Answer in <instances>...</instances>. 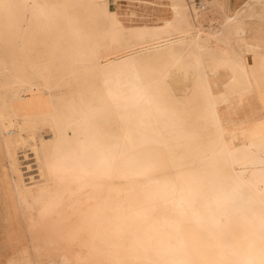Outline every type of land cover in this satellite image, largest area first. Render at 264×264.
<instances>
[{"label": "bare ground", "instance_id": "bare-ground-1", "mask_svg": "<svg viewBox=\"0 0 264 264\" xmlns=\"http://www.w3.org/2000/svg\"><path fill=\"white\" fill-rule=\"evenodd\" d=\"M192 2L0 0L7 264H264V0Z\"/></svg>", "mask_w": 264, "mask_h": 264}, {"label": "rangeland", "instance_id": "rangeland-1", "mask_svg": "<svg viewBox=\"0 0 264 264\" xmlns=\"http://www.w3.org/2000/svg\"><path fill=\"white\" fill-rule=\"evenodd\" d=\"M247 1L248 0H208V4L202 5L201 0H193L192 3L196 6V9L198 10V21L194 32L200 33L203 37L210 38H216L221 34L224 35L226 22L225 20L227 16L230 15L231 12L234 10H248L246 4ZM116 4H118L116 7L117 10L123 15H127L128 12L135 10L137 14L141 15L145 13L148 18H157L164 16L168 12H170L168 0L155 3L147 2L144 0H115V5ZM255 65L257 66L258 63H255ZM25 97L31 98L30 92H27V95ZM32 101L35 103L43 101V103L46 104L49 101V95L47 92L45 93V91H43L41 95L38 94L32 96ZM2 162H4V160L0 156L1 168ZM8 238L9 237L5 232L4 220L0 218V264H7V259L14 255V250L23 247V245L24 248L28 247L27 239H24L23 244V241H21L20 236H12L11 241L13 245H11L10 238ZM28 256L30 257L32 262H34V264H47L50 258L48 254L34 251H31Z\"/></svg>", "mask_w": 264, "mask_h": 264}]
</instances>
